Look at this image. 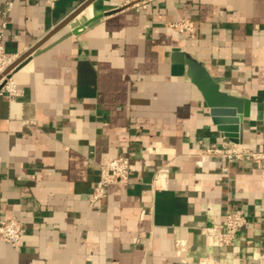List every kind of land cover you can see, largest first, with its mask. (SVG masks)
<instances>
[{"label":"crops","instance_id":"crops-1","mask_svg":"<svg viewBox=\"0 0 264 264\" xmlns=\"http://www.w3.org/2000/svg\"><path fill=\"white\" fill-rule=\"evenodd\" d=\"M82 1L0 0L2 43L24 53ZM141 1L96 0L77 17L110 14L15 70L21 96L0 94V219L23 224L19 245L0 242V264H264V161L203 153L229 139L174 57L195 55L264 105V0ZM181 17L194 37L167 28ZM243 128V145L264 150V120ZM122 154L129 182L92 203L100 165ZM160 169L166 187L153 184ZM236 208L248 225L209 245L201 226Z\"/></svg>","mask_w":264,"mask_h":264},{"label":"built area","instance_id":"built-area-1","mask_svg":"<svg viewBox=\"0 0 264 264\" xmlns=\"http://www.w3.org/2000/svg\"><path fill=\"white\" fill-rule=\"evenodd\" d=\"M45 4L53 7L58 0H44ZM12 2L7 3V9L11 8ZM148 1L143 0L135 3L137 10L147 9ZM6 11L0 10V94L7 96L9 101H14L23 94L13 77L15 71L12 65L23 53H10L2 43L7 27ZM167 28L177 35L194 37L197 34V26L189 17H181L170 21ZM203 153L208 156L222 157L228 161L249 160L251 162L264 161V150H253L243 144L232 141H222L220 145L206 147ZM131 158L128 155H119L109 159L100 165V179L91 194V202H95L107 195L109 187L113 184H126L130 178ZM154 186H167V173L160 169L154 177ZM248 213L244 208L228 210L223 222H214L212 225L201 226L200 230L206 241L211 246H230L235 236L248 225ZM23 224L16 217L0 219V242H7L14 246L20 244Z\"/></svg>","mask_w":264,"mask_h":264},{"label":"water","instance_id":"water-1","mask_svg":"<svg viewBox=\"0 0 264 264\" xmlns=\"http://www.w3.org/2000/svg\"><path fill=\"white\" fill-rule=\"evenodd\" d=\"M95 1L85 0L70 7L55 23V27L33 47L25 51L11 68L17 70L30 58L46 51L69 36L80 34L86 27L96 24L102 17L110 14L98 12L91 17L87 14L77 17ZM66 26L69 30L62 38L50 45L42 47L52 36ZM174 57L177 62L186 65L187 76L202 93L217 129L224 133L230 141L243 144L244 120L246 118L264 120V105L227 91L222 85L224 80L219 76L213 75L206 64L195 55L180 50L174 53Z\"/></svg>","mask_w":264,"mask_h":264},{"label":"bare ground","instance_id":"bare-ground-1","mask_svg":"<svg viewBox=\"0 0 264 264\" xmlns=\"http://www.w3.org/2000/svg\"><path fill=\"white\" fill-rule=\"evenodd\" d=\"M91 11V10H90Z\"/></svg>","mask_w":264,"mask_h":264}]
</instances>
